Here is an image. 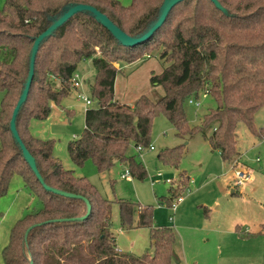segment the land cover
I'll list each match as a JSON object with an SVG mask.
<instances>
[{"label":"trees","instance_id":"trees-1","mask_svg":"<svg viewBox=\"0 0 264 264\" xmlns=\"http://www.w3.org/2000/svg\"><path fill=\"white\" fill-rule=\"evenodd\" d=\"M163 2L131 0L125 5L119 0H4L0 8V196L7 192L12 176L18 175L40 206L26 209L11 227L1 251L3 264H169L173 258L178 260L175 232L154 224L150 205L137 206L136 225L148 228L152 253L117 250L111 231L112 201L85 176L62 166L53 155V139L30 132V121L44 120L50 113L49 102H58L74 87L72 79L80 60H92L95 77L91 96L95 103L85 109L79 136L67 144L77 166L91 160L97 172L105 175L116 164H124L132 177L143 179L145 167L129 148L149 144L152 119L159 111L177 136L201 133L228 163L239 155V122L264 143V128L253 125L254 112L264 105V0H217L220 7L212 0H181L148 39L133 46L123 45L93 13L82 10L40 42L28 95L15 119L40 178L33 172L11 133L10 119L25 87L34 39L77 4L94 6L124 33L138 37L156 21ZM151 42L154 44L149 48ZM155 52L166 65L150 80L161 86L162 95L154 100L142 95L132 105L116 101V62L130 63ZM54 81L60 84L57 90ZM199 92L211 95L216 106L204 114L200 125L190 126L183 104L197 98ZM180 148L165 147L158 159L177 167ZM187 182L184 172L179 171L165 199L169 206ZM44 186L80 197L55 193ZM118 204L121 226L130 227L135 204L125 200ZM263 230L264 224L255 233L238 232L252 237Z\"/></svg>","mask_w":264,"mask_h":264},{"label":"rangeland","instance_id":"rangeland-1","mask_svg":"<svg viewBox=\"0 0 264 264\" xmlns=\"http://www.w3.org/2000/svg\"><path fill=\"white\" fill-rule=\"evenodd\" d=\"M119 1L127 5L131 0ZM3 3L4 0H0V8ZM151 43L149 48L153 47L154 42ZM120 52L123 51L117 53ZM108 53L111 56L115 54L112 51ZM115 65L118 68L114 84L116 101L132 105L142 95L153 100L162 95L161 86L150 80L166 65L158 52L130 63L118 61ZM75 74L79 86L72 87L69 94L58 102L50 101L48 116L44 120H31L29 129L34 136L53 139L52 152L62 166L73 170L77 176H85L104 198L112 201L111 231L116 237L117 247L136 255L152 253L148 228L134 227L137 206L150 205L154 223L171 227L176 233L174 250L178 260L173 258L169 264H264V233L252 236V241H249L252 242L251 249L246 246L224 253L220 252L218 245L230 224L239 223L244 227L242 223H246L252 230L264 224V143L250 132L246 124L239 122L236 126L239 155L230 162L234 161L236 166L239 156L242 165L233 167V163L231 167L217 151L210 149L201 133L177 136L166 115L159 111L152 119L149 144L141 151L133 145L129 148V153L143 163L146 176L143 179H136L131 174L121 177L126 168L119 164L113 166L110 175H101L91 160L77 166L67 152L68 142L78 137L84 127L85 109L95 103L91 96L95 77L92 60H80ZM53 86L57 90L60 84L54 81ZM2 96L0 91V100ZM81 96L90 98L92 103L87 105ZM192 98L198 105L190 104L187 99L183 108L188 124L195 126L200 125L205 113L215 108L216 102L211 95L203 92H199L197 98ZM253 125L264 128V105L254 112ZM150 145L152 150L149 149ZM177 145L181 147L177 168L185 170L190 180L181 192L182 200L177 203L173 213L165 199L170 194L171 184L168 180H177L178 169L159 160L158 154L165 147ZM236 169L249 173V178L241 186L234 182ZM232 189L236 192L231 193ZM121 200L129 201L136 207L132 213V225L126 229L119 219L118 202ZM27 206L32 209L39 207L40 203L25 189L21 178L13 175L7 192L0 196V264L1 251L9 239L11 227ZM204 208L208 215L204 214ZM170 216L173 221L169 220Z\"/></svg>","mask_w":264,"mask_h":264},{"label":"water","instance_id":"water-1","mask_svg":"<svg viewBox=\"0 0 264 264\" xmlns=\"http://www.w3.org/2000/svg\"><path fill=\"white\" fill-rule=\"evenodd\" d=\"M180 1L181 0H164L162 7H161L160 14H159L158 18L156 19V21L150 26V28L145 33H143L142 35H140L138 37H131V36L127 35L126 33H124L105 14H103L102 12L97 10L94 6H91L88 4H77V5H74L71 8H69L66 12H64L59 18H57L52 24H50L43 32H41L34 39L32 49H31V55H30L28 76L26 79L25 87H24V89H23V91H22L19 99L17 100L16 105L12 111V115H11V119H10V130H11V133H12L14 139L19 144L22 152L24 153L26 159L28 160L30 166L32 167L33 172L36 174V176L38 178H40V176H39L38 170L36 168L35 160L32 157V155L29 153V151L26 149V147L24 146V144L22 143V141L19 137V134L17 132L16 125H15V119H16L17 113H18L21 105L25 102L27 95H28V91H29V88H30V85L32 82L33 74H34L35 56H36L40 42L45 37L50 35L57 27L62 25L74 13H76L78 11H82V10H88L95 15V17L101 22V24L104 27H106L119 42H121L125 46H133V45L139 44L140 42L148 39L161 26V24L164 22L167 14L172 9V7L174 5H176L177 3H179ZM212 1L218 7H220V4L217 2V0H212ZM96 105H97V103H96ZM44 187L46 189L52 190L53 192L59 193L62 195H68V196H72V197H80L79 195L59 191L57 189H53V188H50L48 186H44ZM33 226L34 225H31L26 229L25 234H24V238H26L29 230ZM29 264H32V262L30 261Z\"/></svg>","mask_w":264,"mask_h":264},{"label":"crops","instance_id":"crops-1","mask_svg":"<svg viewBox=\"0 0 264 264\" xmlns=\"http://www.w3.org/2000/svg\"><path fill=\"white\" fill-rule=\"evenodd\" d=\"M117 76V75H116ZM115 80H116V77H115ZM114 84H115V81H114ZM207 142V141H206ZM208 143V142H207ZM208 145H209V143H208ZM209 147H210V145H209ZM210 149H211V147H210ZM152 150V149H151ZM212 150V149H211ZM215 151V150H214ZM218 152V151H217ZM219 153V152H218ZM222 159V158H221ZM228 163V162H227ZM233 163L235 164V162L233 161ZM233 163H229L230 165H231V167L234 165ZM237 165H238V167H241L240 165H242V163L239 161V156H238V159H237ZM233 164V165H232ZM119 165H122V166H124L125 168H126V166L124 165V164H119ZM236 165V166H237ZM236 166H233V167H236ZM113 168V167H112ZM111 168V169H112ZM176 169H178L177 167H175ZM111 169L109 170V174H107V176L108 175H110V172H111ZM127 169V168H126ZM126 169H125V171H124V173L121 175V177H127V176H129L130 175V173L127 175H125V172H126ZM179 171H183L184 172V174L186 175V177H187V180H188V182H187V185H188V183H189V180H190V176L189 175H187L186 173H185V170H179L178 169V173H179ZM106 175V174H105ZM172 182L171 183H173V182H176V179H174V180H171ZM170 183V184H171ZM234 192H236V190L235 189H232L231 190V193H234ZM214 206H216V203L214 204ZM26 209H28V206L26 207ZM26 209L24 210V212L26 211ZM176 210V209H175ZM204 211H205V215H208L207 213V211H206V208H204ZM23 212V213H24ZM175 212V211H174ZM173 212V213H174ZM22 213V214H23ZM137 216H138V212H137ZM170 221H173V217L171 218V219H169ZM136 222H137V219H136V221H135V226L134 227H139V226H137L136 225ZM156 226H163V225H159V224H157V223H154ZM243 225H244V227L241 225V224H239V223H234V224H230L228 227H227V229L223 232V235H222V238H221V240H220V242L221 243H219L218 245H219V248H220V252H224V253H228V252H230L231 251V249H237V248H243V247H249L250 248V246H252V242L250 243L249 241L252 239V237H245V236H242L238 231H240V232H246V233H255V232H257V231H259L261 228H262V225L260 224V227H259V229H256V230H252V228L248 225V224H246V223H242ZM131 227V226H130ZM127 228H129V227H127ZM145 228H147V227H145ZM251 228V229H250ZM126 229V228H125ZM263 233H264V230H263ZM176 234V233H175ZM114 235V234H113ZM115 236V235H114ZM252 241V240H251ZM115 243H116V237H115ZM5 246V245H4ZM116 249L117 250H119V251H124V250H121L120 248H118L117 247V245H116ZM251 249V248H250ZM251 251V250H250ZM128 252V251H127ZM249 252V251H248ZM248 252H246L245 254H248ZM237 259V258H236ZM244 262L246 261V259H244L243 260ZM2 264H3V260H2Z\"/></svg>","mask_w":264,"mask_h":264},{"label":"built area","instance_id":"built-area-1","mask_svg":"<svg viewBox=\"0 0 264 264\" xmlns=\"http://www.w3.org/2000/svg\"><path fill=\"white\" fill-rule=\"evenodd\" d=\"M72 81H73V85H74V86H76V87L79 86V82H78L77 79H76V74L73 75V79H72ZM81 97L85 100V103H86L87 105H90V104L92 103V100H91L90 98H88V97H83V96H81ZM189 103H190V104L198 105V103H197V102H194L193 99H189ZM145 147H146V146H145ZM135 148H136L138 151H141L142 148H144V146H142V145H138V146H136ZM149 149H153V147L150 145V146H149ZM126 174H127V175L129 174L128 169H126L125 175H126ZM158 176H161L160 173H158ZM233 178H234V182H235V184H236L237 186H241V185L244 183V181H246V180L249 178V173H248L247 170H244V169H236V170H234ZM168 181H169V183L172 182L171 180H168ZM181 200H182V196H181V195H178V196L175 198V201L171 203V205H170L169 207H170V209H171L173 212H174L175 209H176L177 203L180 202ZM171 218H172V217L170 216V219H171Z\"/></svg>","mask_w":264,"mask_h":264}]
</instances>
